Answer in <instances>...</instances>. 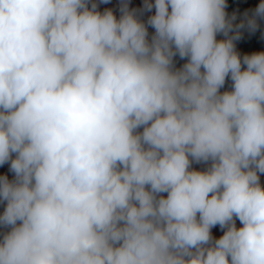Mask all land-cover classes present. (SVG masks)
Returning <instances> with one entry per match:
<instances>
[{
  "label": "clouds",
  "instance_id": "clouds-1",
  "mask_svg": "<svg viewBox=\"0 0 264 264\" xmlns=\"http://www.w3.org/2000/svg\"><path fill=\"white\" fill-rule=\"evenodd\" d=\"M89 3L0 0V264H264V0Z\"/></svg>",
  "mask_w": 264,
  "mask_h": 264
},
{
  "label": "crops",
  "instance_id": "crops-1",
  "mask_svg": "<svg viewBox=\"0 0 264 264\" xmlns=\"http://www.w3.org/2000/svg\"><path fill=\"white\" fill-rule=\"evenodd\" d=\"M91 2H95L98 4V11L103 13L105 10H112L113 14L117 19L120 18L121 12L120 8L122 3H127L129 10H135L138 19L145 23L148 30V39L151 40V36L154 34L155 30L150 25H147V21L150 16L155 14V8H153L150 12L144 11L145 0H108L107 3H101L100 0H90L89 6ZM154 4V0H150ZM262 0H226L227 8L225 9L228 17H231L233 14L236 15V20L233 21L234 25H238L241 22L246 21L245 14L251 16L254 12L255 8L261 3ZM236 31H239L241 38L239 40L234 41L235 50L241 56L251 55L254 52L264 51V19L258 18V28L255 31H251L248 29L246 23L245 27L241 29H235L230 35H234ZM225 37L222 34L217 35V39H224ZM187 62V59H181L178 55L174 57V66L176 69H179L183 66L184 63ZM231 80L230 78H226V83L224 88L221 89V92L226 90H231ZM142 131V129H140ZM15 154H13V158ZM209 165L206 164H196L193 163L191 168L193 170L203 171ZM10 161L0 166V176L7 175L9 180L14 179V173L9 171ZM260 183L261 186L264 187V174H260ZM166 196L165 194H162ZM6 207V202H0V214L3 213L4 208ZM237 227H241L240 221L237 219L236 221ZM10 229L0 227V241L3 239V234ZM212 236L214 239H218L223 235V230L216 226L211 230Z\"/></svg>",
  "mask_w": 264,
  "mask_h": 264
}]
</instances>
